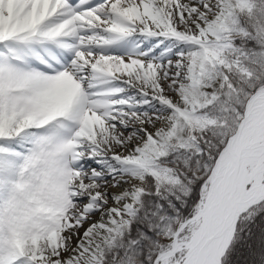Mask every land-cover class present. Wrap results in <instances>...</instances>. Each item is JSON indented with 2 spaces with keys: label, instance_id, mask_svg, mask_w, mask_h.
<instances>
[{
  "label": "snow or ice",
  "instance_id": "1",
  "mask_svg": "<svg viewBox=\"0 0 264 264\" xmlns=\"http://www.w3.org/2000/svg\"><path fill=\"white\" fill-rule=\"evenodd\" d=\"M0 264H264V0H0Z\"/></svg>",
  "mask_w": 264,
  "mask_h": 264
}]
</instances>
